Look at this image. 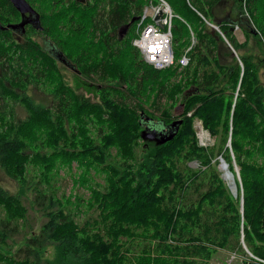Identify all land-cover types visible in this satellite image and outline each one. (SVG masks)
<instances>
[{"label": "trees", "instance_id": "16d2710c", "mask_svg": "<svg viewBox=\"0 0 264 264\" xmlns=\"http://www.w3.org/2000/svg\"><path fill=\"white\" fill-rule=\"evenodd\" d=\"M28 1L39 15V28L27 22L15 29L26 32L18 40L7 27L20 15L8 0H0V169L22 186L35 171L33 202L43 223L38 233L20 230L27 209L18 195L0 186V244L21 232L24 239L15 251L0 250L1 264H52L41 257L46 246L55 247L59 264H209L218 250L246 255L242 246L259 262L251 258L244 264H264V88L256 65L241 55L239 66L224 41L243 50L246 41L237 37V27L264 49V0H164L175 15L174 62L185 51L189 55L183 71L176 63L153 67L132 45L144 8L160 0H56L54 7L51 0ZM133 17L138 19L130 22ZM151 21L147 17L142 24ZM129 22L120 38L119 29ZM64 25L69 31L62 35ZM191 33L196 44L188 49ZM32 35L43 36L80 74L94 76L101 99L81 98L58 83L56 59ZM223 54L232 62L223 61ZM224 75L228 85L219 87ZM40 78L43 85L55 84L49 106L24 90ZM237 85L233 99L226 91ZM10 99L22 104L25 118L14 119ZM180 99L182 112L173 117L170 107ZM145 102L165 125L182 119L171 140L160 145L142 140ZM91 115L100 124L97 138L86 133ZM195 117L220 137L219 143L198 144ZM229 149L241 181V194L238 189L235 196L215 158L222 157L233 171ZM193 161L198 168L188 165ZM72 162L80 171L73 173L72 183L88 191L86 200H76L95 214L87 219L80 218L85 211L70 210L69 198L58 199L41 186V181L50 185L58 168L71 169ZM92 173L104 174L101 190L87 183ZM127 248L139 255L129 257Z\"/></svg>", "mask_w": 264, "mask_h": 264}, {"label": "rangeland", "instance_id": "374dc122", "mask_svg": "<svg viewBox=\"0 0 264 264\" xmlns=\"http://www.w3.org/2000/svg\"><path fill=\"white\" fill-rule=\"evenodd\" d=\"M47 2H48V4L50 3L51 6H53V7L56 4V0H51V1H47ZM65 3L68 4L67 1L63 2V4H65ZM34 4L37 5L36 0H35ZM208 25L210 27L214 28L213 27L214 24L209 23ZM70 26L72 27L71 23H70ZM68 28H69V26H67V25H64L61 28L62 35L68 33L67 32V31H69ZM136 31L138 33V30H136ZM217 31H218V29H217ZM234 31H235L237 37L240 39V41H246V46L243 48V50H241L239 52L235 51L236 55L232 54V56L236 59L235 62L239 66L242 67L241 55L249 58L254 63V65H256V73L258 74V77L260 79V83L262 84V86L264 88V56H263L264 49L261 48L255 42V40L252 37L243 36L244 34H242L240 32V30L237 29V27L234 28ZM25 35L26 34H24V35L18 34V37L20 39H23L25 37ZM31 37L33 39H35V41L40 42V46L43 47L42 46V45H44L43 36H42V40H41V38L34 36V35H32ZM15 38H16V35H15ZM259 38H260V36H259ZM89 39H91L90 36L87 37V40H89ZM190 41L191 42H190V46L188 47V49H190L191 47H193L196 44V38H195L194 33L190 34ZM224 41H225V44H227L229 47L230 44L228 43V41L225 39H224ZM96 43H97V40L94 42V44H96ZM229 50L231 51L230 48H229ZM224 51H225V49H222V52H224ZM102 56H103V53L98 54V57L101 58ZM222 56H223V61H225L227 64L232 62V59L230 58V56L228 54H223ZM139 59H143L141 53L139 55ZM235 62H233V64H235ZM174 64H175V62H174ZM56 65H57V68L60 72V81L58 80L57 81L58 83L62 82L67 87L73 89L75 94L81 96V98H88V99H91L92 101H99L101 99V94H102V92L100 91L101 83L94 76L87 77V76H84L82 74H79V73L75 72L74 69H70L68 66H66L62 63H56ZM183 69L181 71H183ZM180 77L181 76L176 77L175 80L178 81ZM43 81H44V79L40 78L38 83H36V84L33 83L31 85H28L24 90H26V94L31 99H33L36 103H41V104H44L45 106L46 105L49 106L51 104V101H52L51 100L52 99L51 94H53L52 92L55 88V84L50 83L49 85H47V84L43 85ZM226 81H227V77H226V75H224L222 78V83L219 85V87L221 85L227 86L228 83ZM113 84L117 85L118 82L114 81ZM122 88L125 90L127 87L125 84H123ZM238 89H239L238 85L236 86L235 90L228 88V90L226 91V94H232L233 99H235L237 94H238ZM20 90H18V92H20ZM113 94L114 93H111V96ZM117 96L119 97V99H123V96H119V95H117ZM151 99H153V98H151ZM127 101L129 102V100H127ZM180 101H181V99L179 100L178 103L173 104V107H170L171 116L177 117L182 112L181 106H179ZM162 102H163L164 107L167 106V103H165L166 102L165 100H162ZM9 103L13 107V111H14L13 113L15 115L14 119H17V118L23 119L26 117V111L24 110V108L22 107V104L19 101H13L10 99ZM142 106L145 109V113H146L144 115V118H150V119H153L154 121L159 120L160 113L153 109L150 102H145ZM90 117L92 118V120L88 124H86V128H87L86 133L91 138H94V137L97 138V132H98L97 127L100 126V124L96 121L94 116L91 115ZM175 119H177V118H175ZM193 128L195 130L199 145L204 146V147H209V146H213V145H216L217 143H219L220 137L219 136H212L206 129L203 128L202 121L196 117L193 121ZM66 130L71 132V127L66 128ZM229 138H230V135H229ZM227 146L230 147V143H228ZM77 149L78 150L81 149L80 144L77 146ZM229 150H230L229 154L231 157V167H232L233 171L229 170V166L226 162L225 163L227 164V166L224 167L222 165L221 160H220V158H222V157H219L218 155H216L215 158L219 160V164L217 165V169L221 173L220 174L221 179L227 185V187H229L230 191L235 196L238 189H239V192L241 194V181H240V176H239V166L235 162V158H234V154H233L232 149H229ZM110 151L112 153V148L110 149ZM139 151H140V148L137 149V152H139ZM184 164L185 163L181 162L180 166L184 167L185 166ZM188 165L193 167L194 169L198 168V163L196 161L189 162ZM77 169L78 168H77L76 162H72L71 169H69L67 166L60 167L57 169L58 175L57 176L54 175L50 179V185H48L44 181H41V186L43 187V189L49 191L50 193L54 192L55 196H57L58 199H61V197L63 195L65 197L69 198V201H68L69 206L68 207L70 208V210H72L74 212H77L80 210L85 211L86 214H84L80 218L81 219H84V218L87 219L88 217L94 216L95 214H94V212H92V210L91 211L87 210V207L85 206L84 202L76 200V198H81L83 200H86V197L88 196V191H87L86 186L81 187L82 185L80 186L78 184L72 183V175H73V173H76L78 171ZM227 169L231 173H233V176L226 178V174L228 173ZM51 173H53V170L51 171ZM78 173H80V171H78ZM29 176H33V177L30 178ZM29 176H28V183L26 185L22 186L17 181H14L13 179H10L8 176H6L4 174V172L0 169V186L12 194L18 195L22 201V205L27 209V212L25 215V218L27 217V221H26V223H25V220L23 221L24 226H22L20 228V230H27V231L32 230V232L38 233L40 230V226L43 223V218L40 216V214L35 209V204L33 202L34 196H35V190L34 189H35V187L38 186L32 182L33 179H35V181H37V178L35 177V171H31ZM105 182H106V180H105L103 173H99V174H93L92 173V174H90V176L87 179V183H89L92 187H95L99 190L102 189ZM240 201H241V199H240ZM77 202L79 203L78 208L76 207ZM21 233H18V235H11L10 237H8L5 240L4 244H2V245L0 244V250H2V252L4 254H8L9 250L15 251L16 249H18L24 243V239H23ZM126 238H128V237L124 236L123 239H126ZM10 246L12 247L11 249L9 248ZM242 248H243L244 252H246V255H243L241 252H237L236 254H233V252H231L229 250H218L213 255L211 260L209 261V264H244L245 261H250L251 258L254 259V262L259 263L245 246H242ZM40 253H41V257L43 259L50 260L52 262V264H59L58 260H57V253L55 251V247L46 246L43 248V250H41ZM137 254L139 255L138 250L133 251V250H130L129 248H127V255L129 257H135V256H137ZM151 255H152V253H151ZM1 263L2 262L0 261V264ZM40 264H45V263L41 262Z\"/></svg>", "mask_w": 264, "mask_h": 264}, {"label": "built area", "instance_id": "2783aa9c", "mask_svg": "<svg viewBox=\"0 0 264 264\" xmlns=\"http://www.w3.org/2000/svg\"><path fill=\"white\" fill-rule=\"evenodd\" d=\"M159 10H161L159 20L164 25L163 29L159 28L156 20H154V16ZM174 16L168 3L160 0L159 5L150 4L144 8L137 24L138 35L132 40V44L139 50L145 62L157 69H163L174 64L171 33ZM147 17H150L152 21L142 24V21ZM175 63L178 65V71L188 66L189 55L187 51Z\"/></svg>", "mask_w": 264, "mask_h": 264}, {"label": "water", "instance_id": "95a60500", "mask_svg": "<svg viewBox=\"0 0 264 264\" xmlns=\"http://www.w3.org/2000/svg\"><path fill=\"white\" fill-rule=\"evenodd\" d=\"M8 1L13 5V7L18 12H20V14L22 15V20L17 24L15 23L11 24L10 27H7V28H12L13 30L23 28L24 25L28 22L29 16H26V13H28L29 15H34L35 25L37 28H39V15L34 10V8L28 3L27 0H8ZM77 1H83V0H77ZM160 15H161V10H159L158 13L154 16V20H156V24L158 25V27L163 29L164 25L159 20ZM137 19H138L137 17H133L130 22H133L134 20H137ZM130 22L127 23L124 27L119 29L118 32H119L120 38H122L126 34L130 26ZM214 28L217 30L216 27ZM229 48L231 49L232 54L236 55L235 50L232 48V46L229 45ZM56 58H57V61H60V63L72 68L70 66V63L68 64V62L62 56L61 53L58 52V54L56 55ZM144 115L145 113H141L140 123L143 125V129L140 132V136L143 141L152 142L155 145H160V144H163L171 140L177 133L179 125L182 123V119L177 118L171 121L169 124L165 125L164 122L160 120L154 121L153 119H150V118H144ZM220 160L224 167L227 166V164L225 163L223 159H220ZM227 172L228 174L233 176V173H231L229 170Z\"/></svg>", "mask_w": 264, "mask_h": 264}, {"label": "flooded vegetation", "instance_id": "af4514ba", "mask_svg": "<svg viewBox=\"0 0 264 264\" xmlns=\"http://www.w3.org/2000/svg\"><path fill=\"white\" fill-rule=\"evenodd\" d=\"M28 1V0H27ZM84 2L86 1V0H83ZM81 2V1H80ZM28 3L30 4V2L28 1ZM33 8H34V5H32V4H30ZM34 10H35V8H34ZM36 11V10H35ZM18 12V11H17ZM19 13V19H18V21H15V22H13V23H15V24H17V23H19L21 20H22V15L20 14V12H18ZM26 16H29L28 17V23H33V24H35V22H34V15H29L28 13H26ZM27 19V18H26ZM12 30V29H11ZM13 32V34H14V36L16 35V39H18V40H22V39H20L19 37H18V34H26V32L25 31H19V30H12ZM44 46L45 47H47V49H48V51H49V53L56 59V61H57V58H56V55L58 54V52L53 48V47H51L48 43H44ZM66 61L68 62V64L70 63L67 59H66ZM57 63H60V61H57ZM67 66V65H66ZM70 66L72 67V68H70V69H74V71L75 72H77V73H79L78 71H77V69H76V67L73 65V64H71L70 63ZM80 74V73H79Z\"/></svg>", "mask_w": 264, "mask_h": 264}, {"label": "bare ground", "instance_id": "6f19581e", "mask_svg": "<svg viewBox=\"0 0 264 264\" xmlns=\"http://www.w3.org/2000/svg\"><path fill=\"white\" fill-rule=\"evenodd\" d=\"M227 170H228V169H227ZM227 170H226V171H227ZM229 177H231V175L227 173V174H226V178H229Z\"/></svg>", "mask_w": 264, "mask_h": 264}]
</instances>
